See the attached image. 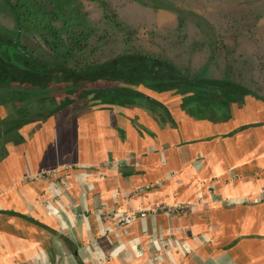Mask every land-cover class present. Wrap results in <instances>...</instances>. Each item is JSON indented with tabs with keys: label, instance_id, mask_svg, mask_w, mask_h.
I'll return each mask as SVG.
<instances>
[{
	"label": "crops",
	"instance_id": "1",
	"mask_svg": "<svg viewBox=\"0 0 264 264\" xmlns=\"http://www.w3.org/2000/svg\"><path fill=\"white\" fill-rule=\"evenodd\" d=\"M167 94L80 103L2 141L1 236L69 264H264L262 152L239 128L257 103L216 114Z\"/></svg>",
	"mask_w": 264,
	"mask_h": 264
},
{
	"label": "rangeland",
	"instance_id": "2",
	"mask_svg": "<svg viewBox=\"0 0 264 264\" xmlns=\"http://www.w3.org/2000/svg\"><path fill=\"white\" fill-rule=\"evenodd\" d=\"M12 1L25 5V10L29 12H25L22 25L18 26L4 0H0V33L11 37H17L19 33L20 41L41 59L81 69L82 65L76 62L75 57L66 53L59 38L47 34L49 28L59 32L80 24L88 43L85 61L100 63L113 59L117 60L116 66L121 67L126 64V68L132 63L139 66L141 62L147 68L163 71L166 75H178L179 86L189 79L187 82L195 84L185 87L192 91L196 90V93H193L197 95V99L189 98L186 103L199 101L210 103L209 105L212 106L216 103L217 106L220 102L215 97L217 89H224L230 86L231 82L243 84L248 89L257 91L259 97H264V0H257L259 3L262 1L261 4H254L253 8L259 13L256 20L238 18L237 24H234L230 21L225 23L226 21L222 19L219 23L224 22V24H216V28L210 21L217 15L222 16L233 9L246 10L250 1ZM239 3L245 7L239 6ZM47 15L50 18L46 17ZM116 66L114 65L113 68ZM228 67H231V70ZM148 77L145 75L144 79L150 81L151 78ZM134 80L100 81L94 85V88L107 92L106 98L101 103L100 101L91 103L99 106L123 107L125 99L116 100L114 95L128 92L129 86L131 85L132 88L135 84ZM199 85H203V89L207 91H203ZM225 90L221 99L227 101L234 99L238 102L245 94V90L234 89V94L229 89ZM167 96L172 97L175 94L170 93ZM247 98L244 107L251 103ZM36 106L34 104L31 107L33 109ZM48 106L53 109L51 105ZM250 107L247 116L239 121L240 132L246 136L245 142L240 147L247 149L248 153L252 151V154L254 149L256 151L259 149L262 152L261 165L264 168V130L260 128L264 127V103ZM13 113L9 107L0 108V134L6 131V127L12 126L6 118L11 117ZM29 126L30 124H26L20 129L26 130ZM7 140L6 137L0 138V151L4 148L2 141ZM243 162L245 164V161ZM262 195L264 196V192ZM27 228L29 232V227ZM31 240L30 237L20 240L0 234V264H69L67 260L64 261V251L61 246L54 245L57 257L53 262L52 252L32 251L35 245Z\"/></svg>",
	"mask_w": 264,
	"mask_h": 264
},
{
	"label": "trees",
	"instance_id": "3",
	"mask_svg": "<svg viewBox=\"0 0 264 264\" xmlns=\"http://www.w3.org/2000/svg\"><path fill=\"white\" fill-rule=\"evenodd\" d=\"M249 1V8L246 10L241 9V11H237L233 9L222 16L217 15L219 16H216L218 19L214 18L210 21L213 23L212 26L216 28V24H224V22L219 23L222 19L226 21L225 23H229L230 21L234 24H237L238 18H243V20L246 19L248 21L249 18L256 20L259 17V13L253 7L254 4H261L262 1L260 3L257 0ZM4 2L9 8L16 24L21 26V22L23 21L22 17L26 16L25 12H29L25 10V5L12 0H4ZM239 6H241V3H239ZM243 6L245 7L242 4L241 7ZM46 17L50 18L48 15ZM47 30L48 35L59 38V42L64 45L66 53L75 57L76 62L81 64L82 68L78 70L64 64L41 59L34 51L20 41L19 33L17 37L0 33V108L9 107L14 112L11 117L6 118L13 126H10V128L6 127V131L3 133V136L8 139H13L20 127L26 124L42 123L60 112L69 110L77 104L88 103L92 106L94 104L91 102L100 101L101 103L106 98L107 92L95 90L94 85L100 81H128L135 79V84H133L132 88H130L131 85L129 86L130 89L128 88V92L124 91L118 95L115 92H108L116 94L114 95L116 100L123 101L125 99L123 107L137 106L145 108L147 107V102L151 101L150 96H148L149 94L173 93L180 96L181 100L185 103L188 102L187 100L189 98L197 99V95L194 94L196 90L192 91L185 87L195 84L193 82H187L189 79L185 78L186 83H182L179 86L177 80L178 75H166L163 71H157L152 67L147 68L141 62H139V66L136 64L133 65L132 63L131 66L129 65L126 68V64L121 67L116 66L115 62L117 60L113 59L100 63L85 61L84 58L88 43L80 24H76L72 29L66 28L64 31L59 30V32L53 31L51 28ZM114 65L116 68H113ZM132 66L135 67L131 69ZM145 75H148V79L151 78V80L144 79ZM175 79L176 81H174ZM230 84V86L224 89H217L215 97L220 100L217 106L216 103H213L215 106H212L209 105L210 103L205 104L199 101L189 103L191 105L195 104V106L198 105L196 108L201 111L208 109V111L216 112V114L222 111L226 113L228 109L231 110L230 108L234 104H244L247 97L251 102L264 103V97H259L257 91H253L251 88L248 89L243 84L238 85L234 82ZM166 86H170V88ZM199 86L202 87L203 91H207V89H203V85ZM180 88H183V90ZM225 89H229L230 92L235 91L234 89L245 90V94L238 102L234 99L227 101L221 99V96L226 91ZM90 99L93 101H89ZM34 104L37 105V108L33 107L32 109L31 106ZM48 105H51L53 109L51 110Z\"/></svg>",
	"mask_w": 264,
	"mask_h": 264
},
{
	"label": "built area",
	"instance_id": "4",
	"mask_svg": "<svg viewBox=\"0 0 264 264\" xmlns=\"http://www.w3.org/2000/svg\"><path fill=\"white\" fill-rule=\"evenodd\" d=\"M145 216V213H134V212H129L126 213L122 219L123 225L127 226L135 222L137 218H143Z\"/></svg>",
	"mask_w": 264,
	"mask_h": 264
}]
</instances>
